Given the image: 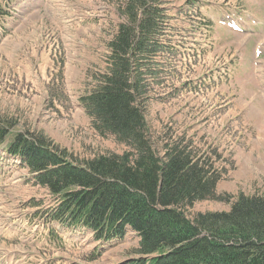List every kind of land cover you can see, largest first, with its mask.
Instances as JSON below:
<instances>
[{
  "label": "rangeland",
  "instance_id": "obj_1",
  "mask_svg": "<svg viewBox=\"0 0 264 264\" xmlns=\"http://www.w3.org/2000/svg\"><path fill=\"white\" fill-rule=\"evenodd\" d=\"M118 1L0 0L4 148L22 134L79 162L127 151L94 130L81 103L122 22ZM163 1L158 37L166 50L154 60L163 72L145 93L152 139L160 157L166 144L192 145L222 175L223 200L196 203L187 218L229 212L241 195L264 198V0ZM229 18L244 32L227 28ZM2 157L0 264H139L134 232L100 245L46 221L57 200L21 163Z\"/></svg>",
  "mask_w": 264,
  "mask_h": 264
},
{
  "label": "trees",
  "instance_id": "obj_2",
  "mask_svg": "<svg viewBox=\"0 0 264 264\" xmlns=\"http://www.w3.org/2000/svg\"><path fill=\"white\" fill-rule=\"evenodd\" d=\"M117 7L122 22L104 71L81 103L94 130L127 151L79 162L35 135L19 134L8 145L35 184L57 200L46 221L92 234L100 245L134 232L139 264H264V198L241 195L229 212L187 218L185 210L196 203L223 200L217 196L222 175L192 145L166 144L160 157L152 139L145 93L163 72L154 60L166 50L158 37L165 3L119 0ZM6 135L0 129V144Z\"/></svg>",
  "mask_w": 264,
  "mask_h": 264
}]
</instances>
